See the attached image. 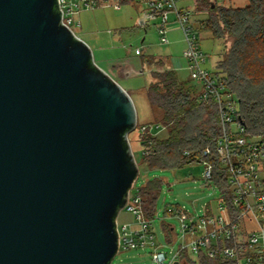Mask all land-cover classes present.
Returning a JSON list of instances; mask_svg holds the SVG:
<instances>
[{
	"label": "water",
	"instance_id": "obj_1",
	"mask_svg": "<svg viewBox=\"0 0 264 264\" xmlns=\"http://www.w3.org/2000/svg\"><path fill=\"white\" fill-rule=\"evenodd\" d=\"M137 125L59 0H0V264L112 263Z\"/></svg>",
	"mask_w": 264,
	"mask_h": 264
},
{
	"label": "built area",
	"instance_id": "obj_2",
	"mask_svg": "<svg viewBox=\"0 0 264 264\" xmlns=\"http://www.w3.org/2000/svg\"><path fill=\"white\" fill-rule=\"evenodd\" d=\"M132 0H59L62 21L74 32L80 26V12L98 6L111 5L115 9ZM146 5L142 9V25L153 24L162 44L169 43L168 32L177 25L184 33L185 55L191 78L201 84L200 101H214L219 109L221 132L214 147H207L199 163L204 168V187H217V195L205 202L200 212H190L175 204L169 208L171 216L180 221V229L172 224L170 244L180 239L176 253L169 256L163 250L152 220L145 217L142 197L130 190L123 208L134 220L118 223V252L149 249L153 264L186 263L189 252L195 264L201 258L235 261L236 264H264V137L250 135L239 112V100L230 91L226 81L206 67L207 54L201 47V32L194 23V9L181 5V0H138ZM171 14L174 18H171ZM141 54L144 48H136ZM160 123H143L136 127L141 135L153 133ZM142 155L148 149L142 148ZM219 170L221 174L216 175ZM224 174V175H222ZM227 184L228 189L222 185ZM117 252V253H118Z\"/></svg>",
	"mask_w": 264,
	"mask_h": 264
},
{
	"label": "trees",
	"instance_id": "obj_3",
	"mask_svg": "<svg viewBox=\"0 0 264 264\" xmlns=\"http://www.w3.org/2000/svg\"><path fill=\"white\" fill-rule=\"evenodd\" d=\"M194 1L195 11L206 15L199 31L211 32L221 43L213 71L237 96L247 132L264 137V0H248L243 6L220 0ZM151 59L149 62L156 67L146 86V96L155 121L164 125L167 132L165 136L139 133L141 149H148L142 159L150 168H181L200 159L207 147H214L221 132L219 109L214 101H200L199 93L174 69ZM215 174L221 172L216 170ZM161 184L157 178L148 179L136 191L142 197L148 219L156 213ZM222 186L229 188L227 184ZM164 227L171 241L170 228ZM186 264L195 263L188 259ZM201 264L236 262L202 257Z\"/></svg>",
	"mask_w": 264,
	"mask_h": 264
},
{
	"label": "rangeland",
	"instance_id": "obj_4",
	"mask_svg": "<svg viewBox=\"0 0 264 264\" xmlns=\"http://www.w3.org/2000/svg\"><path fill=\"white\" fill-rule=\"evenodd\" d=\"M226 4L243 6L248 0H222ZM188 6L196 8L194 0H188ZM140 4L126 2L120 9H115L111 5L98 6L92 9L84 10L79 13L77 19L80 26H73L76 35L85 40L93 50L96 63L103 69H107L102 58H128L135 55L134 50L141 46L144 48V54H158L164 58H171L172 55L179 53L185 47L184 33L182 30L174 31L172 35L168 34L170 42L162 44L156 29L150 26L145 29L139 26L142 23L143 15ZM195 11V10H194ZM202 13H196L195 25H201ZM143 37L145 41L142 42ZM201 47L209 54V62L218 58L221 49V43L213 38L209 32H201ZM131 51V53H130ZM210 62V63H211ZM209 63V64H210ZM116 65V64H115ZM153 65H150L152 72ZM159 67V66H158ZM160 68V67H159ZM128 69H120L119 73H110V75L119 80V83L132 96L137 112L138 125L148 123L152 117V107L149 105L144 85L148 82L150 75L132 76L129 79H119L124 77ZM133 84L135 87H128ZM135 88V89H134ZM150 122V121H149ZM137 125V126H138ZM164 128H155V135H166ZM129 139L133 148L134 155L139 166V176L135 182L132 192L145 184L148 179L157 178L161 180V190L157 199V208L154 217L151 218L152 225L156 232L158 240L164 244L163 250L169 256L176 253L181 243L180 239L176 243L170 244L165 231V225L172 224L176 230L180 229V221L171 216L169 208L175 204L184 206L190 212H200L205 202L216 198L217 187H204L202 179L203 166L199 163H190L177 169L150 168L143 162L142 149L140 143V134L137 129L129 133ZM133 215L122 209L118 216V223L133 221ZM150 250H128L120 251L116 254L111 264H153ZM190 261L196 260L189 252H185Z\"/></svg>",
	"mask_w": 264,
	"mask_h": 264
},
{
	"label": "crops",
	"instance_id": "obj_5",
	"mask_svg": "<svg viewBox=\"0 0 264 264\" xmlns=\"http://www.w3.org/2000/svg\"><path fill=\"white\" fill-rule=\"evenodd\" d=\"M135 2H138L140 4L139 8H142V7L144 8L145 5H146L143 1H138V0L130 1V3H133V4H135ZM220 2L223 3L222 0H220ZM180 3H181V5L188 6V0H181ZM196 13L197 12L194 11V18L193 19H195V21L197 20L196 19ZM201 15L203 16L202 17V20H203L206 17V15L205 14H201ZM171 18L172 19L174 18L173 14H171ZM196 22L198 23V21H196ZM139 26L144 28L145 32H147V30H148V28L150 26L154 27L153 24L147 25V26H143L142 23H139ZM197 26L200 27L199 24H197ZM176 30L180 32L181 29L177 25L174 24V25H172L170 27L168 34L172 35L173 32L176 31ZM207 32H209V31H207ZM209 33L212 36L211 32H209ZM144 41H145V37H143V39H142V42H144ZM169 42H170V40H169ZM185 50H186V43H185L184 49L180 52V54L176 53V54L172 55L171 58H164V57H162V56H160L158 54H148L147 55V54H144V52L141 53V54H137L136 51L134 50V54L135 55L130 56L128 58L127 57L126 58H122V59L121 58H115V57L106 58V59L102 58L103 59L102 61L105 62L106 66H107V69H105V70L109 71L110 73H115V72L119 73V70L122 69V67H123V69L124 68L128 69V71H126L125 76L121 77L119 79H126V78L129 79L132 76H141V75H144V76L147 77V75H150V77L147 78L148 82L144 85L145 96H146V86L152 79L150 65H153V64H151V62H149V59H151V58H153V59H151L152 61H155V60L156 61L157 60L163 61V65L165 67L174 69L177 72V74H178V76L180 77L181 80L186 81L194 90L197 91V93H199L200 89H201V84L191 78L190 70L188 68V63H187V59H186V55H185ZM130 53H131V51H130ZM206 54H207V62H206L205 65H206V67H208L211 70H213L215 68V66H216V62H217L218 58H215V60H213L212 62L210 61L211 62L210 63L209 62L210 56H209L208 53H206ZM118 82H119V80H118ZM127 86L129 88L130 87H135V86H133V84H128ZM127 91L129 92L128 88H127ZM146 99H147V96H146ZM147 101H148V99H147ZM149 121L151 123H159V122H156L155 119H154L153 110H152V117H151V119ZM149 121H148V123H149ZM165 130L166 129L164 128V131ZM155 136H158V135H155ZM161 136H165V135H161Z\"/></svg>",
	"mask_w": 264,
	"mask_h": 264
}]
</instances>
